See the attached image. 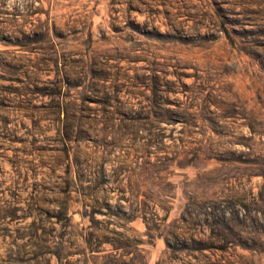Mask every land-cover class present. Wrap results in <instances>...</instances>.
<instances>
[{
	"label": "rangeland",
	"instance_id": "obj_1",
	"mask_svg": "<svg viewBox=\"0 0 264 264\" xmlns=\"http://www.w3.org/2000/svg\"><path fill=\"white\" fill-rule=\"evenodd\" d=\"M110 260L264 264V0H0V264Z\"/></svg>",
	"mask_w": 264,
	"mask_h": 264
},
{
	"label": "trees",
	"instance_id": "obj_2",
	"mask_svg": "<svg viewBox=\"0 0 264 264\" xmlns=\"http://www.w3.org/2000/svg\"><path fill=\"white\" fill-rule=\"evenodd\" d=\"M104 175V174H103ZM104 177V176H103ZM141 192H133L132 196L135 199V205L134 206H125L124 204H121V212H115L110 209L108 211L104 210H93L90 215L93 218L94 222L90 226L89 234H93L95 239L97 238L98 244L103 245L104 243H110L113 245V248L117 252L116 256L123 255L127 256L130 252L129 248L138 247V244L140 243L139 240H137L134 237H131L129 235H124L125 239H117L115 235L119 234L115 230H109L108 228L104 227L103 222L98 221L95 217L96 214H104L106 216H116L120 219H124L125 222L132 221L136 218H142L144 223L147 227V234L150 236H160L163 237L168 244L169 247L175 248L174 243L175 242H188L189 239H192V236H185L184 232H170L168 234L166 227H167V221L168 216H159L158 209L156 206H152L148 203L146 199L141 198ZM125 199V198H121ZM149 200H152V198H148ZM126 201H130L129 199H126ZM120 226L124 227L126 230L128 229L126 227V224H122L120 222ZM93 230V231H92ZM112 234V236L109 235ZM86 243L88 244V247L91 248L92 252L95 251H101L99 250L101 246H98V248H94L91 246L93 241L91 239H86ZM123 250V252H119L120 250ZM111 255L103 256L104 258H109ZM110 264H114L111 260L109 261ZM159 264V262H158Z\"/></svg>",
	"mask_w": 264,
	"mask_h": 264
}]
</instances>
